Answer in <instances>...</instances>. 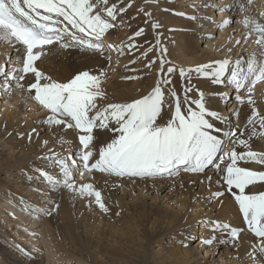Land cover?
Masks as SVG:
<instances>
[{"label":"snow or ice","instance_id":"snow-or-ice-1","mask_svg":"<svg viewBox=\"0 0 264 264\" xmlns=\"http://www.w3.org/2000/svg\"><path fill=\"white\" fill-rule=\"evenodd\" d=\"M131 6V0H0V42L21 49L16 61L0 66V79L4 81L0 89L11 91L10 82L15 81V86L26 90L37 110L44 114L42 127L53 135L71 130L77 137L78 146L68 156L49 149V154L41 159L53 168L45 170L39 166L31 179L43 185L40 194L45 202L53 190H67L74 198L85 199L87 207L108 213L110 209L94 182L77 183L78 177L99 173L132 181L171 178L184 172L204 175L211 182L212 177L207 175L211 168L223 191L209 195L216 199L228 193L234 198L246 230L258 238L254 251L264 254V190H254L258 184L264 188V170L241 163L264 166V151H253L250 143L253 138L264 139V114L253 107L243 129L234 126L226 131L223 114L211 110L204 91L192 86L194 77H202L231 89L241 104L245 101L242 93L247 90V101L254 103L250 95L253 86L264 80V24L247 17L243 21L250 32L258 34L256 43L261 46L262 57L259 61L253 53L247 59L225 57L177 68L165 58L167 48L158 41L142 53L147 56L154 47L160 48L159 57L145 65L148 70L156 65L157 81L146 94L122 102L108 100L102 86L107 75L103 70L99 74L79 71L61 81L41 69L54 50L75 48L86 55L104 53L106 34L116 28L117 21L125 22L124 15ZM139 14L146 21L153 16L143 8ZM152 26L160 27L159 23ZM136 38L146 39L144 28H138L127 47L119 46L117 51H139ZM114 47L108 45L110 49ZM180 78L184 86L177 88ZM26 79L29 82L25 88ZM245 129L249 131L243 138ZM33 134H39L36 128L27 133L29 141ZM105 134L108 138L102 140ZM43 143L47 146L48 141ZM238 145L242 146L240 150ZM58 208L53 200L42 214L51 215ZM201 227L212 234L204 240L208 245L220 233L236 242L244 231L220 219L201 221Z\"/></svg>","mask_w":264,"mask_h":264},{"label":"rangeland","instance_id":"rangeland-1","mask_svg":"<svg viewBox=\"0 0 264 264\" xmlns=\"http://www.w3.org/2000/svg\"><path fill=\"white\" fill-rule=\"evenodd\" d=\"M259 1L263 4L257 7V0H183L179 7H175L177 5L176 0H131L130 10L132 13L134 11V15L131 16L133 28L135 31L137 28H144L146 39L136 38V42L141 48L139 47L140 50L135 53L133 59L128 60L129 63L121 71L119 67L123 66L124 62L122 64L119 62L116 65L117 59L112 57L117 55V49L115 52H111L113 49L109 52L107 66L102 68L107 73L106 77L103 78L102 86L108 100L122 102L130 98H138L151 90L159 77V72L156 65H153L151 70H148L145 65L149 60L159 57L160 48L154 47L153 52H149L147 56H143L142 53L149 46L157 45L158 41L161 46L167 48V52L164 53L165 58L177 68H189L205 64L209 58L221 59V54L225 55L224 58L230 57L235 60L237 57L247 59L255 53L256 59L261 60V46L256 43L259 38L258 34L254 30L250 32V28L243 23L246 17L260 23L264 22V0ZM188 4L215 9L217 15L221 9L225 13L227 12L229 15L226 16L227 19L224 21L218 18L221 21L217 23L220 25L219 29L222 28V31L227 30V40L223 39L224 36L221 37L220 30L217 33L210 34L208 32L209 34L204 36V33L201 32L204 27L199 25L198 22H202L206 18L207 20H203L204 22H212L214 17L207 16L205 11L200 12V9H198V16H196L197 13L195 16H191L195 19L190 17L186 19V12L184 11L191 10ZM141 8L153 13L150 20L146 21L142 14L138 15V10ZM182 11L185 13L183 16L179 14ZM155 23H159L160 27H153L152 25ZM206 29L209 30L208 26ZM237 41H240V43L237 44ZM220 43H222V46L219 45ZM235 44L240 48H243L242 46L245 48L235 52ZM209 45L210 47H208ZM221 49L227 51L221 52ZM229 49L231 51L228 52ZM208 50L210 53L206 54L205 52ZM3 57L4 55H0V66L8 64V58L3 59ZM60 59H62L60 56L56 57L54 66H67L70 68L72 76L87 69L85 62L77 56L67 54L63 61ZM125 67H128L126 71L133 78H129L124 94L119 95L116 91L107 90L116 77L114 75L122 72ZM99 72L95 71L94 73L99 74ZM48 75L61 81L72 77L58 76L54 73V70L52 74ZM3 82L0 79V84H3ZM12 86L11 91L0 89V183L3 185H0V223L2 225V229L0 228V245L2 246H0V258L6 264H145L142 259L146 257V253L150 257L155 254L159 257L162 248L166 250L165 253L161 254H167L171 248L177 251L186 243V233H190L193 227H196V230L192 235V239L189 240L190 242H187V246L197 247V250L200 246L205 247L207 251V258L205 259L211 260V263L239 264V262H247V264H257L258 261H264V254L254 251V248L258 247V238L246 230L245 222L241 220L242 216L239 217L238 205L234 202V198L225 193L232 201L229 206L230 211L225 212L227 208L221 205V198L213 199L209 195V193L223 191V187L219 190H213L215 186L213 184L209 186L205 183L201 175L184 172L177 174V178L181 174H189L199 180L197 185H188L191 186L190 191L193 194L195 193L192 200H188V202H191L189 209L180 210L181 206H178L182 205L181 203L186 201L185 198H187L188 187H181L183 184L178 185L179 190L171 189L168 190V193L167 190L162 191L161 185L155 181L156 185L149 188L154 189L152 193V190L142 193L138 189L139 186L136 185L142 183L143 179L130 181L127 178H114L99 173L92 176L78 177L77 183L81 181L94 182V186L102 192L105 203L110 209L108 213L100 211L97 207H87L85 199L74 198L67 190L63 192L53 190L47 202H45V198H39L37 202H41L42 205L39 209H32L31 201L34 200V196L41 193L43 185L34 182L31 177L39 166L43 165L45 170L53 168L51 164L42 161L41 157L49 154V149L68 156L77 146V137L71 130L67 129L53 135L42 127L44 114L38 110L40 115L31 119L32 122L27 117L23 119L26 116L25 108H28L29 104L34 102L29 100L30 94L26 95L25 91L19 90L20 88L16 87L15 83ZM176 86L177 88L184 86L182 78L178 80ZM192 86L197 90L204 91L207 106L211 110L218 111L220 109L216 104L217 93L212 89L209 80L194 77ZM258 92L259 95L261 94L264 97V80L255 83L250 95H255ZM242 95L247 101V95H249L247 90ZM196 98L194 94L193 99ZM166 99L170 98L166 96ZM256 100L258 101L257 111L264 114V98L261 99L260 97L259 100ZM233 105L234 103L228 106L229 112ZM165 107L167 108V105ZM8 114L11 115L8 116ZM21 114L22 116H20ZM165 119H167V115H165ZM245 122L247 123V119ZM236 123L237 120L234 118L229 119L228 126H224V128L236 127ZM33 128H36L39 134H33L31 141H29L27 133L31 132ZM248 131L245 129V137L243 138L247 137ZM107 138V134L101 137L102 140ZM45 140L48 141L47 146L43 143ZM250 143L253 151H264V139L253 138ZM241 148L242 146H237V150ZM241 163L253 169L264 170V166L256 162ZM210 169L207 171L208 176H210ZM212 174L217 176L214 173ZM119 181L124 184L121 185ZM114 184L121 185L122 188H120L121 186L113 187ZM174 184L169 182L165 186L170 188ZM254 190H264V188L258 184L257 189ZM32 192H37V194L34 195ZM149 192L150 194H148ZM182 194L184 195L182 196ZM147 196L151 197L148 200L149 202H157L158 205L161 203L166 205L170 201L167 206L177 207L180 210L178 218L180 221L167 223L168 213L164 214V210L156 206V209L151 212L149 206L144 205ZM25 199L29 200V203L25 202ZM53 200L59 204V208L53 210L51 215L42 214V208L49 207ZM196 206H200V208L196 210ZM201 209L203 214L200 215L198 220H192L191 214L194 215L195 211L199 212ZM30 212L33 213L29 214ZM207 219H220L226 223H231L233 226L240 227L244 231L241 232L236 242H232L226 234L220 233L216 235L215 243L208 245L204 243V240L210 237L207 234L203 235V232L206 231L209 234L210 231L208 229L201 230L204 228L201 227V221ZM222 234L225 236V241H223L224 238L220 239L219 237ZM158 261L163 264L160 258L147 261L146 264H158Z\"/></svg>","mask_w":264,"mask_h":264},{"label":"bare ground","instance_id":"bare-ground-1","mask_svg":"<svg viewBox=\"0 0 264 264\" xmlns=\"http://www.w3.org/2000/svg\"><path fill=\"white\" fill-rule=\"evenodd\" d=\"M115 0H109L110 3L114 2ZM218 1V0H217ZM118 2V1H117ZM183 2V0H179L177 1L176 0V5L175 7H179L180 4ZM215 3V2H214ZM225 3V2H224ZM168 4V3H167ZM261 4H263V2L257 0V3H256V6L258 7L261 6ZM234 4L232 3V6ZM188 6L191 7V10H185L184 12H186V19H188L189 17L191 18V16H195V14L198 12V9H200L199 11H205V15H211L214 17V20L212 22H204L203 20H207L206 19H203L202 22H198L199 25H202L204 28L203 30H201L202 33H204V36L207 34H209L208 32L211 33H217L219 32L220 30V35L221 37L224 36L223 39L227 40L226 39V31H222L223 29H219L220 25L217 24L221 21V19H223L224 21L227 19L226 16L228 15V13L224 12V11H220V13L217 15V11L215 9H212V8H201L202 6H194V5H189ZM222 6V5H220ZM226 7V6H225ZM221 8V7H220ZM262 9V8H261ZM136 11V10H135ZM226 11V10H225ZM183 12V11H182ZM183 12V13H184ZM188 12V13H187ZM253 12V11H252ZM132 14L134 15V11L132 13V11L128 10L127 14L124 15V23L121 24L119 23V21H117V26L114 30H110L107 34H106V39H105V42H106V46H105V52L102 53V54H96V55H86L83 53L82 50H77L75 48L71 49V50H68V51H56L54 50L53 53L49 56L48 59L45 60L44 64L40 65L41 69L44 70L46 72V74H52L53 73V70H54V73H56L58 76H65V77H71L72 76V72L70 70V68H68L67 66H62V67H55L54 64H55V61H56V57H61L62 59H60L61 61H63V58L69 54L71 56H77L81 59V61L85 62V66L87 69H85L86 71H90V72H95V71H101L103 70L102 68H104L105 66H107V56L109 54V52L113 49V51L111 52H115L117 47L119 46H124L125 48L127 47V45L130 43V40L129 38L132 36V34L135 32L134 28H133V19L131 18ZM167 16V15H166ZM196 16H198V13L196 14ZM220 16V17H218ZM229 16V15H228ZM205 17V16H204ZM216 18V20H215ZM218 18H221V19H218ZM234 18V17H232ZM185 19V18H184ZM185 19V20H186ZM167 20V19H166ZM165 20V21H166ZM176 20V19H175ZM132 21V22H131ZM168 21V20H167ZM209 21V20H208ZM189 22V21H188ZM137 23V22H136ZM141 23V22H140ZM164 23V22H163ZM196 23V22H195ZM264 24V22H262ZM138 24V23H137ZM171 24V23H170ZM188 24V23H186ZM222 24V23H221ZM208 26L209 30L206 29ZM137 27V25H136ZM189 27V26H188ZM217 27V28H216ZM138 29V28H137ZM150 29V28H149ZM201 29V28H200ZM225 30V29H224ZM243 30V28H242ZM234 32V31H233ZM231 33V32H230ZM242 33V32H241ZM240 33V34H241ZM232 34V33H231ZM206 35V36H207ZM249 35V34H248ZM232 36V35H231ZM247 36V35H246ZM221 37L219 38L221 40ZM206 38V37H205ZM231 38V37H229ZM250 38V37H249ZM233 39V38H231ZM140 41V40H139ZM215 41V40H214ZM212 41V42H214ZM217 41V40H216ZM215 41V42H216ZM218 42H220L218 40ZM137 43V42H136ZM211 43V42H210ZM116 47L114 48H108V45H114ZM214 44V43H213ZM252 44V43H251ZM215 45V44H214ZM219 45L222 46V43H220ZM140 47V46H139ZM210 47V45L208 46ZM234 47L236 48V51L235 52H238L240 51L239 49H243L245 48L244 46H242L243 48H240L238 46H236V44L234 45ZM141 48V47H140ZM224 48V46H223ZM227 48V47H226ZM233 48V47H232ZM199 49H201L199 47ZM109 50V51H108ZM140 50V49H139ZM108 51V52H107ZM205 51V50H204ZM223 51H227L226 49H221V52ZM20 52H21V49L19 48H14V47H11L7 44H5L4 42H0V55H4L3 59L4 58H8V61L7 63L10 65L12 62L16 61L20 55ZM138 52V51H134V52H129V51H125L123 54L120 53L119 51H116L117 55H113L112 57H116V65L121 62V64L124 62L123 66H120L119 67V70L121 71V69L126 66V64L129 63L128 60L130 59H133L135 53ZM229 52V50H228ZM244 53H247L246 51H243ZM115 53V54H116ZM206 54L210 53L209 50L205 52ZM232 53V52H231ZM230 53V54H231ZM235 55V54H234ZM225 55L221 54V59L224 58ZM246 56V55H245ZM248 57V56H247ZM238 58V57H237ZM241 58V57H239ZM245 58V57H244ZM249 58V57H248ZM215 59H212V58H209L207 59V63H209L210 61H213ZM217 60V59H216ZM3 62V61H2ZM82 64V63H81ZM113 65V64H112ZM115 65L116 67V70H117V66ZM128 67H125L122 72L114 75L116 76L114 78V81L109 85V88H107V90H113V91H116L119 93V95H123L124 94V90L127 86V84L129 83V78L130 77V73H128L126 71ZM104 71V70H103ZM94 74H98V73H94ZM29 82L28 79L25 80V88L27 87V83ZM4 83V82H3ZM15 83V81H11L10 82V87ZM144 84V83H143ZM141 84V85H143ZM145 85V84H144ZM262 85V84H261ZM14 87V86H12ZM211 87L212 89L217 93V97H216V104L217 106L220 108L218 111L221 112L223 114V116L225 117V120L228 122L229 119H232L234 118L235 120H237V123H236V127H239L242 129V127L244 126V124H246L245 120L250 116V111L251 109H253V107L258 110V105H257V100H259V98L261 97L264 98L261 94L259 95V92L256 93L255 95H251L252 96V100L254 103L250 104L248 101H244L243 104H241L236 98V94L234 92H232L231 89L229 88H226V87H220L219 85H214L211 83ZM21 90V89H19ZM262 91V90H261ZM263 92V91H262ZM25 94L28 95L29 93L25 90ZM234 94V95H233ZM248 96V95H247ZM226 99V100H225ZM29 100H32V99H29ZM33 102V101H31ZM220 102V104H219ZM234 103V105L232 106L231 108V111L229 112V109H228V106H231V104ZM260 106V104H259ZM21 108V105L19 106ZM230 108V107H229ZM239 109V110H238ZM21 111V110H20ZM25 112H26V116L23 117V119L26 117L29 119V121H31V119H34V118H37V116H39L40 114L38 113L37 111V108L36 106L34 105V103H31L29 104L28 108H25ZM234 114V115H233ZM11 114H8V116H10ZM16 116H17V113H16ZM22 116V114L20 115ZM21 118V117H20ZM32 122V121H31ZM223 126H228L227 123L223 124ZM231 128V127H230ZM229 127H226L225 130H228ZM78 146V144H77ZM76 146V147H77ZM75 147V148H76ZM253 150V148H252ZM249 165V164H247ZM251 166V165H250ZM213 171V170H212ZM211 169H210V176L212 177V180L211 182H209V180L204 176V175H201L204 182L209 184V186L211 184H213L215 186V188H213V190H219L223 187L222 184L219 183V179L217 178V176H214L212 173H214V171L212 172ZM215 174V173H214ZM195 180V181H193ZM124 181V180H122ZM122 181H119V183L124 184ZM156 181V183H158L159 185H161L162 187V191L164 190H175V189H178V185L180 184H183V186L181 187H188V193L186 194L187 195V198H185L186 201H184L183 203H181L182 205H178V206H181L180 207V210L182 209H186L188 208L189 209V206L191 204V202H188V200H192L193 198V192H191L190 188L191 186L189 187L188 185H197L198 181L197 179H195V177L193 176H190L189 174H181L178 178H177V175H174L173 177L171 178H164V179H148V180H144L143 179V182L136 185V186H139L138 189H140V192L144 193L146 192L147 190H152L151 193L154 191V189H149L150 187L153 188L154 185H156V183H154ZM106 182V181H105ZM175 183L174 186H170L167 187L165 186V184L167 183ZM1 186H3L1 183H0ZM120 185V186H121ZM193 185V186H194ZM118 185H115L113 187H120ZM207 186V185H206ZM7 188V187H6ZM122 188V186L120 187ZM203 189V188H202ZM205 189V188H204ZM179 190V189H178ZM32 191V190H31ZM202 191V190H201ZM33 193V192H32ZM31 193V194H32ZM169 193V191H168ZM15 194H18V193H15ZM34 195L37 194V192H34L33 193ZM40 193H38V196H34V202H32V206L31 207L32 209H39V207L42 205L41 202H37V200L39 198H44V196L42 195H39ZM150 194V192L148 193ZM184 194H182L183 196ZM197 195V194H196ZM14 196V195H13ZM131 196V195H130ZM15 197V196H14ZM151 197L147 196V199L146 201H144V205L146 204V206H149L150 208V211L153 212L156 207H159L161 208L162 210H164V214H167L168 213V222L167 223H176V222H179L180 219L179 218V213H180V210L177 208V207H173V206H167L169 205L170 201H168L167 203L168 204H160L158 205L159 203L157 202H149L148 200L150 199ZM164 198V197H163ZM195 198V197H194ZM200 199V198H199ZM42 200V199H41ZM200 201V200H199ZM25 202L29 203V200L25 199ZM44 202V201H43ZM34 203V204H33ZM220 203L221 205L223 206H226L227 211H230L229 209V206L232 204V201L231 199L228 197V196H224L223 199L221 198L220 199ZM201 205V204H200ZM218 205V204H216ZM156 206V207H155ZM200 208V206H196V210H198ZM43 209V208H42ZM193 210V209H192ZM202 210V209H201ZM199 210L198 211H195V214L193 215V213L191 214V217L193 218L192 220H198V218L200 217V215L203 214V210L201 211ZM42 211V210H41ZM67 212V210H66ZM182 212V211H181ZM33 212H30L29 214H32ZM190 213V212H189ZM139 214V213H137ZM227 214V213H226ZM238 214H239V217L241 218V214L239 213L238 211ZM140 215V214H139ZM9 217V216H8ZM196 217V218H195ZM201 219V218H200ZM242 220V218H241ZM0 228L2 229V225L0 223ZM196 227H193V230H190V233H186V237H185V241L186 243L183 244L177 251L174 250V248H171L169 249L168 253L167 254H161V253H165V248H162L160 253H159V257L157 256V254H153L154 256L151 255L148 256V254L146 253V257H144L142 260H144L143 262H145V264L147 263V261H150V260H154V259H157L160 258L164 263L166 264H186V263H189V264H216V263H211V260H207L205 258L206 257V254H207V251H206V248L203 247V246H200L198 247V250H197V247H188V243L187 242H190L189 240L192 239V235H194V231L196 230L195 229ZM205 228V227H204ZM202 228L201 230L202 231H205L207 230V228ZM185 234V233H183ZM209 235L208 237L211 238V235L210 232L208 234V232H203V235ZM250 234V233H249ZM202 235V234H201ZM202 235V236H203ZM251 238H252V235L250 234ZM220 239L221 238H224L223 241H225V236L222 234L219 236ZM180 239V238H179ZM183 239V238H182ZM218 239V240H220ZM215 243V242H214ZM1 244V243H0ZM1 246V245H0ZM2 247V246H1ZM208 250V249H207ZM142 262V263H143ZM157 262V261H156ZM221 263V262H220ZM0 264H6L5 261L3 259L0 258ZM158 264H161L159 261H158ZM219 264V262H218ZM239 264H247V262H239Z\"/></svg>","mask_w":264,"mask_h":264}]
</instances>
